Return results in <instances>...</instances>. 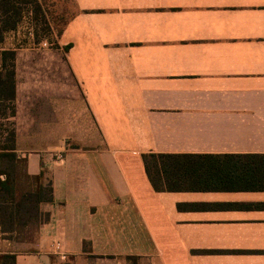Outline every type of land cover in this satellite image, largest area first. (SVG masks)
<instances>
[{"label":"crops","instance_id":"crops-1","mask_svg":"<svg viewBox=\"0 0 264 264\" xmlns=\"http://www.w3.org/2000/svg\"><path fill=\"white\" fill-rule=\"evenodd\" d=\"M73 2L56 41L37 40L27 14L0 42L17 54L16 115L0 125L29 175L44 165L54 196L34 244L0 232V264H264V189L156 191L143 160L253 155L264 175V0ZM65 110L70 150L53 139ZM40 129L51 141L32 139Z\"/></svg>","mask_w":264,"mask_h":264},{"label":"trees","instance_id":"trees-1","mask_svg":"<svg viewBox=\"0 0 264 264\" xmlns=\"http://www.w3.org/2000/svg\"><path fill=\"white\" fill-rule=\"evenodd\" d=\"M28 6L30 12L26 11ZM27 14H30L37 40L40 39L37 35L39 25H46L42 30L44 33H52L39 1L0 0V42L5 32L15 29ZM70 47L66 46L65 50ZM0 55V117L11 119L16 115L17 54L5 50ZM3 127L1 124L0 232L16 245H32L40 225L49 218L41 211V204L54 201L53 183L42 163L39 174L31 176L27 173V160L20 157L12 145L15 130L11 129L5 136ZM257 158L253 155H143L146 173L156 191L264 189V175L251 164L258 163ZM5 259V264H15L16 255H7Z\"/></svg>","mask_w":264,"mask_h":264},{"label":"rangeland","instance_id":"rangeland-1","mask_svg":"<svg viewBox=\"0 0 264 264\" xmlns=\"http://www.w3.org/2000/svg\"><path fill=\"white\" fill-rule=\"evenodd\" d=\"M41 5L43 8V14L45 15V17L48 20V23L51 24L53 26V32L51 34L48 33H44L42 30L43 28H45L46 25H39L38 26V38H46L48 39V43L54 42L56 41V35L58 34V32L61 30V28L63 27V25L65 24V22L67 21V19L75 12V5L73 0H41ZM27 12L31 11V7L28 6L26 8ZM49 69V68H48ZM70 79V75H69V71L67 70V67L65 66L64 68V76H63V83L62 85L59 86V89H61L63 91L64 94V103H65V108L69 109L71 104H72V80ZM54 85V80L52 79V77H50L49 79H46L44 83H42L40 86L35 87L34 90V94L36 93L34 100L37 101L40 98V92H45V91H51L52 87ZM38 93V94H37ZM53 98L51 96L47 95V101L49 103H53L54 101L52 100ZM65 122L63 124V130L62 132L59 130L57 132H53V133H57L56 137H53V139H58L60 137V134L62 133L64 136V141H65V147L68 146L69 150L72 149V143H71V134H72V124H71V112L68 110H65V112L63 113ZM3 129L6 131L5 132V136L8 135V132L13 129V126L9 125L8 122H5ZM48 130H37L34 134H32V136H34L32 139L33 140H42L44 139V132H46ZM55 131V129H54ZM22 132H29L28 129L23 128ZM48 141H51L52 139V135L51 132L48 131ZM7 134V135H6ZM29 134V133H28ZM85 134H89L88 132H86ZM59 140V139H58ZM67 140V141H66ZM69 144V145H67ZM60 145L58 144L57 147H59ZM64 147V145H63ZM66 151V149H65ZM54 154H62L61 151H58L57 153ZM121 264H149L146 260L140 261V262H136L135 259L132 260H125L124 262H122Z\"/></svg>","mask_w":264,"mask_h":264},{"label":"built area","instance_id":"built-area-1","mask_svg":"<svg viewBox=\"0 0 264 264\" xmlns=\"http://www.w3.org/2000/svg\"><path fill=\"white\" fill-rule=\"evenodd\" d=\"M43 45L47 46V42H43ZM55 248L57 250H60L61 249V243L60 242H55Z\"/></svg>","mask_w":264,"mask_h":264}]
</instances>
